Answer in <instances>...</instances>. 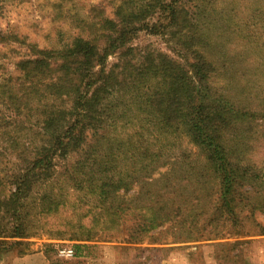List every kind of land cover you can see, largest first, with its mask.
Masks as SVG:
<instances>
[{
  "label": "trees",
  "instance_id": "1",
  "mask_svg": "<svg viewBox=\"0 0 264 264\" xmlns=\"http://www.w3.org/2000/svg\"><path fill=\"white\" fill-rule=\"evenodd\" d=\"M24 1L28 0H0V17L6 5ZM60 1H49L55 20L64 9ZM186 9L178 0H117L111 13L100 3L83 16L67 9L62 18L77 22L79 33L49 48L25 44L18 34L0 30L1 48L18 45L28 51L12 63L18 76L0 74V149L10 156L19 151L15 156L21 159L19 165L0 166V182H9L0 210L17 221L0 231V238H7L0 242L5 251L14 247L13 240L33 235L32 214L74 207L77 200L102 209L101 223L116 227L131 210L138 212L133 230L123 229L138 245L263 235V230L246 231L243 222L256 211L264 212V160L255 158L257 150L264 149V131L258 124L264 123V116L239 105L229 85L216 84L219 70L230 83L236 79L224 70L228 52L225 48L222 54L214 53L217 40L208 28L211 21L191 22ZM139 33L177 39L182 49L174 52L181 62L160 53L154 58L148 52L135 60L133 52L139 49L132 42ZM248 35L255 38L240 36V45L254 48L257 37ZM4 55L0 50L1 59ZM110 55L119 57L120 65L108 66ZM113 93L124 110L117 111L114 105L104 112L97 107L108 95L114 100ZM120 117L123 123L137 125L143 135L149 137L152 131V143L163 145L155 152L141 141L134 151L101 150L107 122L117 127ZM173 134L186 137L196 154L166 149L165 136ZM88 135L98 136L88 157L82 154L63 177L57 176L58 184L42 192L55 175L54 159L82 152ZM104 142L113 146L117 140ZM163 167L167 169L161 171ZM131 189L130 210L123 198ZM157 229L156 236L150 235ZM242 244L235 240L220 245L233 251ZM83 247L73 244L77 254Z\"/></svg>",
  "mask_w": 264,
  "mask_h": 264
},
{
  "label": "rangeland",
  "instance_id": "2",
  "mask_svg": "<svg viewBox=\"0 0 264 264\" xmlns=\"http://www.w3.org/2000/svg\"><path fill=\"white\" fill-rule=\"evenodd\" d=\"M49 1L28 0L19 4L6 5L4 15L0 17V30L5 29L18 34L24 38L25 44L34 43L39 47L49 48L68 41L79 33V29L76 27L77 22H72V18L71 20L62 18L67 9L70 14L79 12V15L83 16L90 6L101 3L105 10L111 13L113 4L117 3V0H61L60 3L64 9L56 16L55 20L51 15L53 8L50 7ZM179 1L187 7L191 22L211 21L208 28L214 33L217 40L213 49L214 53L222 54L225 48L228 52L225 59L229 61V65L225 66L224 70H228L236 79L230 83L227 76L219 75L221 71L219 70L218 76L215 78L216 84L229 85L232 88L231 92L240 99V101L237 99L239 105L256 111L257 117H263L264 0H205L204 5L199 0ZM196 4L202 5L197 7ZM167 31H169L168 28ZM249 32L257 37V44L254 48L248 44L241 46L242 42H239L240 36L255 38L249 36ZM132 45L139 49L133 52L135 60L139 54L148 52L154 58L160 53L167 55V58L181 62L175 53L181 51V44L175 38L171 40L169 34L163 36L139 33ZM9 47L1 48L0 46V50L5 51V58H0L4 64V67L0 68V74L18 76L14 72L12 63L23 57L28 51L24 46L14 45L13 48L8 49ZM107 63L108 66L115 63L120 65L119 57L110 55ZM132 73L134 72L132 71ZM113 96L114 100L112 101L110 100L111 95L106 96L103 103L100 102L97 107L102 106L101 109L104 112L110 110L114 105H116L117 111L124 110L121 103H116L119 95L113 93ZM17 119L20 118L17 117ZM121 119L122 117L117 119L119 121L117 127L109 126L111 123L107 122L100 139L101 144L103 143V147H100L101 150L106 153L117 150L128 152L129 149L134 151V147L141 141L155 152L161 147L160 145H163L162 141L152 143V131L148 137L146 134H141L137 125L123 123L120 121ZM258 124H260L259 129L264 131V123L258 120ZM97 137L88 135L86 146L82 152L71 154L68 159H54L55 175L52 181L42 188V192L47 191L51 185L58 184L57 176L63 177L73 162L82 157L87 158L91 150L90 146L95 143ZM112 139L117 140L113 146L104 144L106 143L104 141ZM165 142L168 146L166 149H171L172 153L187 152L191 157L196 154L197 149L184 136L166 135ZM6 153L8 151L0 149V160L2 161L0 166L4 167L5 163H18V165L21 163V159L15 156L19 151L12 156ZM255 158L258 161L264 160V149H258ZM66 164L67 168L65 169ZM166 169L163 167L161 171ZM1 172L8 176L10 174V171ZM7 183L9 182L4 180L0 182V201L4 198L2 192H7L5 187ZM73 193L75 197L79 195L78 192ZM132 193L133 189L129 190L123 198V202L130 203L128 208L130 210L134 207ZM75 205L74 207L60 208L57 212L44 216L39 214V216L33 217L32 214L29 217V223L30 233L33 235L30 238L13 240L16 244L9 251H5V245L0 243V264H264V212L256 211L249 217L247 213H243L248 217L243 222L244 229L250 232L263 230V235L170 245H152L146 241L138 245L127 239L123 231L127 227L131 231L133 230L131 225H134V221L138 222V212L131 210L132 212H129L125 221L116 227L111 223H101V218L105 216L103 215L105 213L102 209L94 207L96 205L93 203L80 205L77 200ZM147 216L148 213L144 215V217ZM108 218L112 219L109 216ZM16 222L8 215L4 216L0 210V231L10 229ZM164 226L172 231L177 229L169 224ZM157 231L158 229L154 230L150 235L156 236ZM157 237L162 236L158 235ZM77 238L79 240H76ZM81 238L84 240H80ZM1 239L0 242L7 240V238ZM235 240H241L243 244L237 246L233 251L230 250V246L224 248L220 245L232 243ZM76 243L84 246L81 248L80 254L75 253L73 248V244ZM64 249H72L73 256L61 254L60 251ZM18 259L23 262H17Z\"/></svg>",
  "mask_w": 264,
  "mask_h": 264
},
{
  "label": "built area",
  "instance_id": "3",
  "mask_svg": "<svg viewBox=\"0 0 264 264\" xmlns=\"http://www.w3.org/2000/svg\"><path fill=\"white\" fill-rule=\"evenodd\" d=\"M60 253L66 255V256H69V257L73 256V250L72 249H64V250H61Z\"/></svg>",
  "mask_w": 264,
  "mask_h": 264
},
{
  "label": "crops",
  "instance_id": "4",
  "mask_svg": "<svg viewBox=\"0 0 264 264\" xmlns=\"http://www.w3.org/2000/svg\"><path fill=\"white\" fill-rule=\"evenodd\" d=\"M33 260H37V259H33ZM17 262L21 263V262H23V260L18 259Z\"/></svg>",
  "mask_w": 264,
  "mask_h": 264
}]
</instances>
